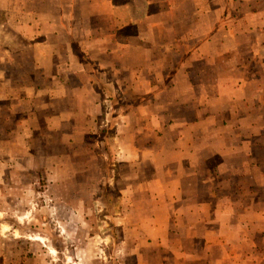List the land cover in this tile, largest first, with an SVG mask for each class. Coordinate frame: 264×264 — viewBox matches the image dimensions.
<instances>
[{"label":"crops","instance_id":"obj_1","mask_svg":"<svg viewBox=\"0 0 264 264\" xmlns=\"http://www.w3.org/2000/svg\"><path fill=\"white\" fill-rule=\"evenodd\" d=\"M95 199L136 264H264V0H0V264Z\"/></svg>","mask_w":264,"mask_h":264},{"label":"rangeland","instance_id":"obj_2","mask_svg":"<svg viewBox=\"0 0 264 264\" xmlns=\"http://www.w3.org/2000/svg\"><path fill=\"white\" fill-rule=\"evenodd\" d=\"M78 201V214H73L69 203L63 202L60 215L59 210L45 206L30 219L24 240L30 239L31 243L18 250L27 253L31 261L23 264H136L133 248L123 245V231L112 214L117 211L116 200L95 199L94 208L86 206L85 200ZM40 237L46 239L47 247L42 246Z\"/></svg>","mask_w":264,"mask_h":264}]
</instances>
